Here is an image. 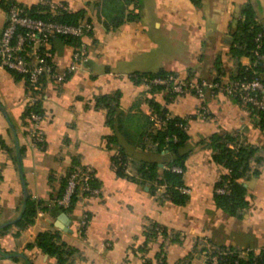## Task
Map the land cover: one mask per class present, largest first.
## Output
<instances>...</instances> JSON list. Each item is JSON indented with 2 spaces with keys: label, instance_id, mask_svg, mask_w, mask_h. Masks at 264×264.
I'll list each match as a JSON object with an SVG mask.
<instances>
[{
  "label": "crops",
  "instance_id": "1",
  "mask_svg": "<svg viewBox=\"0 0 264 264\" xmlns=\"http://www.w3.org/2000/svg\"><path fill=\"white\" fill-rule=\"evenodd\" d=\"M10 1L31 8L43 0ZM50 1L63 3L70 13L82 12L81 21L93 24V31L82 39L88 61L62 84L45 80L36 94L24 78L0 68V225L13 222L21 212L25 199L22 177L28 197L38 206L32 224L23 228L12 224L0 234L2 251L23 255L16 256L18 260L0 257V264H26V259L32 264H57L37 247L26 249L43 231L58 232L62 241L77 249L69 264H144V259L153 263L160 250L166 264H204L212 248L230 247L243 256L261 252L264 130L258 126L256 114L227 94L206 90L210 117L204 120L199 116L201 101L193 93L170 100L164 91L151 92L131 76L164 69L181 75L193 72L208 81L231 79L237 64L251 65L249 56L231 51L242 10L251 6L257 25L264 29V0ZM121 10L124 21L109 28L107 23ZM6 19L0 6V36ZM74 48L54 39L44 51L56 69L64 72ZM117 92L120 110L133 115L134 124L144 125L143 116L152 112L151 99L172 117L187 120L189 139L182 151L189 156L183 183L191 192L186 204L158 199L147 184L133 179L132 163L127 165L126 176L117 175L113 157L120 148L130 160L163 158L149 145L135 146L120 134L118 144L108 142L114 130L106 123L108 110L97 105V98ZM36 98H41L44 113V147L32 142L24 118L28 104ZM215 133L234 134L239 143L257 147L262 158L261 162L253 160L251 171L240 180L249 201L242 219L228 215L214 201V185L227 169L213 160L212 148L201 141L209 142ZM73 166L92 169L100 192L94 197L80 195L68 213L57 205V195L62 177ZM254 170L259 174H253ZM63 213L66 222L59 220ZM84 213L89 220L82 227ZM152 224L166 229L170 237L159 234L147 242L146 231Z\"/></svg>",
  "mask_w": 264,
  "mask_h": 264
},
{
  "label": "trees",
  "instance_id": "2",
  "mask_svg": "<svg viewBox=\"0 0 264 264\" xmlns=\"http://www.w3.org/2000/svg\"><path fill=\"white\" fill-rule=\"evenodd\" d=\"M192 1L194 3L199 2V0ZM130 2L136 3L134 0H127V3ZM13 3L14 1L10 0H0V6L6 11V14ZM18 6L23 8L30 16L43 19L45 21H58L68 24H78L82 22V12L70 13L67 10L59 11L57 14H54L44 5H36L31 8L22 7L21 5ZM242 14L243 19L240 20L233 33L231 51L234 55L249 56L251 65L243 67L240 64H237L235 72L231 76L230 80H251L255 76H258L264 83V61L260 60L254 64L256 56L253 52L256 48L255 38L259 32H264V29L257 25V22L255 21V14L251 6H245L242 10ZM129 18H131V16H129ZM111 20V23H107L109 28L119 26L124 21V11H118ZM58 39H62L74 47H78L81 43V41L75 37H59ZM262 51L264 52V44ZM216 64L219 65V61L216 62ZM12 73H14L17 78H24V76L20 74L15 72ZM169 74L174 73L160 69L157 72L135 73L131 76V78L135 83L139 84L143 82L142 78L165 77ZM220 80L221 79H216L215 81ZM26 85L28 87L27 82ZM149 89L151 92L164 91L167 94V98L170 100L177 96V94L170 92L167 86L152 85ZM33 93L36 94L38 92ZM257 95L258 97H263V93L259 92ZM119 97L120 94L117 92L115 94L103 95L97 98V105L103 106L108 110L106 123L114 130V134L108 137V142L111 144H118V136L120 134L128 143L135 146L146 148L149 145L150 149L158 155H161L163 158L160 161L130 160L124 153L123 149L120 148L117 154L113 157V163L115 165L117 175L120 177L126 176L125 171L127 169V165L132 163L136 172V176L133 177L134 180L147 184L153 194L155 193V182L160 185L166 184V193L170 195L167 200L177 205L186 204L189 196L182 194L178 189V187L184 185V174L176 173L172 171L171 168L174 166H180L185 172V162L189 156V152H184L182 149L189 139L186 126L187 120L179 117H172L166 109L162 108L159 103L151 99L149 103L151 105L152 112L148 116H143L144 125L142 124L140 126L139 124H134L136 123L133 119L134 116L131 114H125L120 110ZM231 97L242 104L239 97ZM242 105L256 114L258 118L257 124L262 130H264V108L257 109L251 104ZM30 111L44 114L42 110L41 98H36L33 100L31 106H27L24 112V118L26 121ZM152 114H157L163 120H166V125L161 129H156L154 127V122L151 120ZM237 138L238 137L234 134L215 133L210 137L209 142L204 140L201 142L206 143L210 146V148H212L213 160L227 169V172L222 174L214 185V201L216 206L228 215L237 219H242L246 209L249 207V201L247 200V188L240 180L251 171V162L253 160L261 162L262 158L257 155V147L250 144L239 143ZM75 166H73L71 170L61 179L57 195L59 200L63 197L67 189L71 173L79 170ZM253 174L258 175L259 171L254 170ZM90 185L92 187L99 188V184L94 176H92L90 180ZM80 186V182L77 181V188L71 196V204L69 207L65 208L57 203L62 211L69 213L73 210L79 196L81 195ZM219 190H223L224 193H220ZM37 212V204L33 202L30 197H28L26 209L22 218L13 225L23 228L32 224ZM13 225L10 224L7 227L0 229V234L7 232ZM159 234L165 238L170 237L166 229L152 224L146 231L147 242L155 239ZM171 241L180 240L179 238H171ZM34 247L40 249L44 254L54 257L57 264H69L71 257L77 252V249L69 246L61 240L58 232L51 231L39 232L33 242L26 244V249H32ZM220 249H226L227 251L232 252L227 255V259L231 263L237 260L238 264H264V249L257 254L247 252L244 256H240L238 250L230 247H222ZM143 250L145 249L143 248ZM161 254H164L163 250H160L157 253L156 259L160 258ZM213 254H217V252L214 251ZM7 255H9V253L0 249V257H5ZM11 258L13 260H18L16 256H11ZM219 258H222V256L219 255ZM26 264H32V262L26 259ZM144 264L153 263L144 259ZM163 264H166L165 255L163 258Z\"/></svg>",
  "mask_w": 264,
  "mask_h": 264
},
{
  "label": "built area",
  "instance_id": "3",
  "mask_svg": "<svg viewBox=\"0 0 264 264\" xmlns=\"http://www.w3.org/2000/svg\"><path fill=\"white\" fill-rule=\"evenodd\" d=\"M137 2V0H134ZM41 5L46 6L49 11L57 14L59 11H67V6L61 2H53L43 0ZM93 24L88 21H82L78 24H68L58 21H45L43 19L30 16L23 8L19 7L15 2L11 4L7 13L6 24L0 36V68L11 72H15L24 76L30 91L40 92L42 90L43 81L50 80L57 84L66 81L67 76L74 72L79 66L88 61V53L82 39L93 31ZM59 37H75L81 43L74 48L72 62L64 72H60L54 66L49 55L44 53V48L48 47L50 42ZM256 48L253 50L257 61H264V32H259L255 38ZM142 83L150 88L152 85L167 86L168 90L177 95L193 93L200 101L201 119H209V110L205 103L206 90L212 93L221 92L229 96H237L242 104H251L257 109L264 108L263 97H258L257 93H264V83L255 76L251 80H230L221 79L220 81H208L199 78L194 73L181 75L178 73L169 74L165 77L142 78ZM30 101L28 106L32 105ZM44 114L30 111L27 121V132L34 144L41 147L45 146V134L41 128V122ZM151 120L154 122L156 129H161L166 125L159 115L152 114ZM172 171L184 174V170L180 166H174ZM93 176L92 169L86 167L71 173L67 189L63 197L58 201L60 206L65 208L71 204V196L77 188V181L80 182L81 195L88 197L98 196L100 189L92 187L90 180ZM154 195L158 199L167 200L170 195L166 193L167 185L155 182ZM182 194L189 195L191 190L182 185L178 187ZM224 193L223 190H219ZM89 220L88 213L82 216L81 226L85 227ZM215 249V250H214ZM216 251L217 254H213ZM232 252L221 250L220 248H212L211 253L207 254L204 264H238L235 260L229 262L227 255ZM243 253L239 252L240 256ZM219 255L222 258H219ZM164 254L160 258L155 259L153 264H163Z\"/></svg>",
  "mask_w": 264,
  "mask_h": 264
},
{
  "label": "water",
  "instance_id": "4",
  "mask_svg": "<svg viewBox=\"0 0 264 264\" xmlns=\"http://www.w3.org/2000/svg\"><path fill=\"white\" fill-rule=\"evenodd\" d=\"M19 167L21 168V163H20V161H19ZM20 170H21V169H20ZM22 187H23L24 198H25V199H24V203H23V205H22L21 212H20L18 218H17L16 220H14L13 222H8V223H5V224L0 225V229H2V228H4V227H7V226L10 225V224H14V223H16L18 220H20V219L22 218L23 213H24V211H25V209H26V202H27V199H28V192H27V190H26V186H25V184H24L23 177H22ZM66 219L68 220V218H67V216H66L65 213L61 214V216L59 217V220H60L61 222H66ZM59 227H60L61 229H63V230L66 229L65 227H62V226H59ZM11 256H20V257H23V255L20 254V253L9 254V255H7V256H5V257H11Z\"/></svg>",
  "mask_w": 264,
  "mask_h": 264
}]
</instances>
